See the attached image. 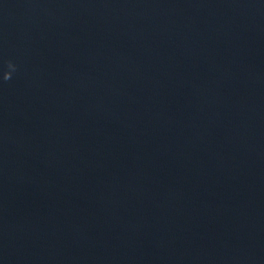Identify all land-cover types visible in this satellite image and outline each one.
I'll use <instances>...</instances> for the list:
<instances>
[{
	"label": "water",
	"instance_id": "1",
	"mask_svg": "<svg viewBox=\"0 0 264 264\" xmlns=\"http://www.w3.org/2000/svg\"><path fill=\"white\" fill-rule=\"evenodd\" d=\"M0 264H264V0H0Z\"/></svg>",
	"mask_w": 264,
	"mask_h": 264
},
{
	"label": "clouds",
	"instance_id": "2",
	"mask_svg": "<svg viewBox=\"0 0 264 264\" xmlns=\"http://www.w3.org/2000/svg\"><path fill=\"white\" fill-rule=\"evenodd\" d=\"M10 67H14V65H11V64H10Z\"/></svg>",
	"mask_w": 264,
	"mask_h": 264
}]
</instances>
